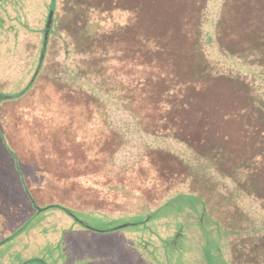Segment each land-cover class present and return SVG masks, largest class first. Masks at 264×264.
Segmentation results:
<instances>
[{
    "label": "trees",
    "instance_id": "obj_1",
    "mask_svg": "<svg viewBox=\"0 0 264 264\" xmlns=\"http://www.w3.org/2000/svg\"><path fill=\"white\" fill-rule=\"evenodd\" d=\"M22 2L0 0V18L11 21L3 14H20ZM210 2L49 0L32 76L0 95V133L32 208L11 230L2 222L1 264L28 244L23 236L36 228L28 219L39 212L60 210L74 220L82 211L145 214L185 183L204 207L216 186L240 207L215 217L218 237L219 229L226 242L232 237L227 258L204 233L217 264H264V0H220L212 31L205 28ZM117 13L123 22L107 24ZM106 99L136 133L169 138L171 146L115 129ZM137 146L142 150L128 157ZM122 151L128 158L119 163ZM24 166L35 168L33 179L22 176ZM240 198L253 200L261 216L242 209ZM46 231L40 226L37 238ZM33 260L46 264L25 262Z\"/></svg>",
    "mask_w": 264,
    "mask_h": 264
},
{
    "label": "rangeland",
    "instance_id": "obj_2",
    "mask_svg": "<svg viewBox=\"0 0 264 264\" xmlns=\"http://www.w3.org/2000/svg\"><path fill=\"white\" fill-rule=\"evenodd\" d=\"M48 4L49 0H23L15 6L20 8V14L17 8V15L10 9L8 14L3 15L11 18V21H3V18H0V95L20 90L32 76L40 55ZM219 4L220 0H211L206 30L212 31ZM123 20L124 16L117 13L109 18V22L107 20V24ZM3 24L8 26L2 29ZM56 50V54H63L60 43L57 44ZM55 51L51 48L48 62L55 58ZM209 52H212L211 47ZM211 55L214 59L220 57L216 52ZM74 57L70 55L66 60L71 66L76 61ZM51 62L53 60L49 64ZM233 68L238 67L233 65ZM104 102L107 104L111 125L115 129L127 135L130 133L141 142L150 140L153 145L171 146L169 138L155 139L146 135L145 138L142 137L135 132L141 133L134 126L133 120L119 108L117 102L113 99H106ZM2 105L3 103L0 108ZM141 150L142 148L137 146L128 157H135ZM181 150L179 149L186 156ZM120 153L117 157L119 163L125 162L127 154L123 151ZM22 171V176L28 179H33L36 175L35 168L31 166L22 167ZM189 191L188 184H182L176 192L156 203L145 214H137L134 210L126 214L82 211L78 214V220H74L60 210L52 213L39 212L28 219V226L36 227L23 236V242L28 244L23 245V250H18L15 255L10 252L9 261L5 258L3 263L23 264L26 258H37L46 264H52L47 262L48 244L53 264H210L209 258L212 263L217 264L219 256H215V249L204 245V233H211L217 251H220L224 259L227 258L232 237L226 242L220 229L221 237H218L215 217H222L224 214L231 217L229 213L240 207L236 200L230 205L228 195H225L228 192L218 186L207 193L208 205L205 207L202 198ZM240 201L242 209L256 210L255 216H261L259 207L253 200L240 198ZM70 205L79 208L76 201L71 200ZM231 206L234 207L230 208ZM30 214L32 208L23 192L20 170L5 149L0 133V234L5 232V229L1 228L3 221L8 220L5 225L11 230ZM40 226L46 227L47 231L45 235L37 238ZM19 240L14 238L11 247ZM46 240L48 243L43 244ZM3 252L5 250L2 245L0 264L3 261ZM24 264L43 263L33 260Z\"/></svg>",
    "mask_w": 264,
    "mask_h": 264
},
{
    "label": "water",
    "instance_id": "obj_3",
    "mask_svg": "<svg viewBox=\"0 0 264 264\" xmlns=\"http://www.w3.org/2000/svg\"><path fill=\"white\" fill-rule=\"evenodd\" d=\"M49 23H50V16H49L48 21H47V23H46V30H48Z\"/></svg>",
    "mask_w": 264,
    "mask_h": 264
}]
</instances>
